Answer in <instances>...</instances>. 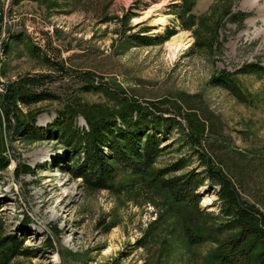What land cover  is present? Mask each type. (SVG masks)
Returning <instances> with one entry per match:
<instances>
[{
  "label": "rangeland",
  "instance_id": "rangeland-1",
  "mask_svg": "<svg viewBox=\"0 0 264 264\" xmlns=\"http://www.w3.org/2000/svg\"><path fill=\"white\" fill-rule=\"evenodd\" d=\"M184 7V0H10L22 26L13 32L20 36L5 43L0 77L7 86L23 76H49L42 87L56 99L16 110L20 119L33 113L43 127L70 103L112 109L114 91L163 101L200 142L193 145L172 128L161 138L164 150L153 167L185 157L186 166L168 175L199 171L203 181L188 193L203 215L193 224L215 228L221 218L206 213L219 212L218 184L205 176L198 152L264 211V72H239L251 63L264 67V0H194L186 13ZM237 12L247 13L240 23L232 18ZM166 28L175 34L162 44L139 46L129 39L142 30L157 38ZM174 37L184 48L168 47ZM224 72L234 91L211 84ZM90 82L103 88L87 90ZM3 113L0 105L4 127ZM75 123L87 126L80 114ZM3 135L10 163L0 173V238L14 235L34 254L9 264H205L227 235L212 228L209 240L188 245L186 216L168 210L162 194L144 186L89 188L72 176L68 153L54 136L25 142L6 128ZM21 163L30 171L16 175ZM46 236L54 249L43 244Z\"/></svg>",
  "mask_w": 264,
  "mask_h": 264
},
{
  "label": "trees",
  "instance_id": "trees-1",
  "mask_svg": "<svg viewBox=\"0 0 264 264\" xmlns=\"http://www.w3.org/2000/svg\"><path fill=\"white\" fill-rule=\"evenodd\" d=\"M193 4L194 0H184L183 12H188ZM246 17L245 12L232 14V18L239 23ZM180 18L183 20L181 15ZM144 32L146 30L132 33L129 39L136 45L147 46L162 44L175 34L172 28H166L165 33L157 38L144 35ZM19 36L20 34H13L11 38L17 39ZM3 49L7 51V44ZM239 72H264V67L251 63ZM48 77L42 74L19 77L8 83L4 94L0 93V105L4 110L6 124L3 127L0 114V173L10 163V157L4 152L7 143L3 135L5 128L11 133L12 139L19 138L25 142H34L43 136L52 135L65 147L66 154L68 153L72 176L80 178L85 186L119 192L144 186L162 194L164 201L168 203V210L186 216L182 228L188 245H197L209 240L212 228L227 232L224 240L208 257L206 256L205 264H264V211L255 203L243 198L232 179L208 157L198 152L203 158L205 176L212 183L218 184L219 212H204L206 217L209 214L214 218H221L215 228L193 224L199 214L203 215L198 208L197 199L192 200L195 194L192 196L188 193L190 188L202 183L203 177L199 171L191 168L180 174L168 175L186 166L185 157H179L163 167H153L156 158L164 150L161 138L172 128L181 129L191 144L198 145L200 142L191 128L184 131L178 113H169V110L162 106L163 101L144 102L114 91L112 98L116 100V105L112 109L99 105L73 106L70 103L60 110L58 116L46 127L36 125L33 113L20 119L16 114L19 104L29 106L56 99L52 92L42 87ZM85 77L91 79L88 73ZM211 84L235 90L230 74L225 72L213 77ZM102 88L103 84L92 82L86 87L87 90ZM79 114L83 116L86 127L76 125L75 119ZM11 116L15 117L14 124ZM27 171H30V167L25 164L21 163L15 167L16 175ZM25 218L22 224L29 220L28 215ZM137 243L143 245L144 240H138ZM43 244L54 249L53 240L49 236H46ZM16 256L31 257L34 254L28 248H22L16 236L1 237L0 264H9Z\"/></svg>",
  "mask_w": 264,
  "mask_h": 264
},
{
  "label": "built area",
  "instance_id": "built-area-1",
  "mask_svg": "<svg viewBox=\"0 0 264 264\" xmlns=\"http://www.w3.org/2000/svg\"><path fill=\"white\" fill-rule=\"evenodd\" d=\"M22 26L17 11H10V0H5L0 6V41L7 30L20 29ZM6 86L0 77V93L4 94Z\"/></svg>",
  "mask_w": 264,
  "mask_h": 264
},
{
  "label": "bare ground",
  "instance_id": "bare-ground-1",
  "mask_svg": "<svg viewBox=\"0 0 264 264\" xmlns=\"http://www.w3.org/2000/svg\"><path fill=\"white\" fill-rule=\"evenodd\" d=\"M161 5H156V8H159ZM156 23L158 22H163V19H156ZM15 29L12 30H7L4 34L3 37L1 38L0 41V61L3 60L5 56V50L3 49V46L5 45L6 42L10 39L11 35H13ZM185 44L183 43L182 40H179L178 38H173L171 42L168 43V47L172 48L173 50H179L181 48H184Z\"/></svg>",
  "mask_w": 264,
  "mask_h": 264
}]
</instances>
